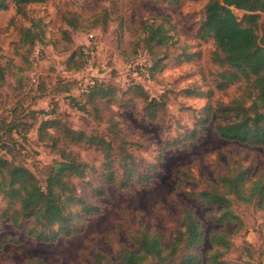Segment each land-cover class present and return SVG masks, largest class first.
<instances>
[{
	"label": "rangeland",
	"instance_id": "rangeland-1",
	"mask_svg": "<svg viewBox=\"0 0 264 264\" xmlns=\"http://www.w3.org/2000/svg\"><path fill=\"white\" fill-rule=\"evenodd\" d=\"M206 2L47 0L30 4L26 14L17 15L9 0V7L0 14V68L4 71L0 120H7L15 108L20 115L24 108L25 112L29 108L55 110L64 114L73 128L112 140L113 150L106 157L84 143L66 145L67 151L89 166L85 177L74 178L76 194L84 198L83 204L96 207L80 223L71 219L76 232L50 242L31 239L26 228H16L9 219L4 220L0 244L6 236L14 243H4L0 264L36 260L45 264H121L117 256L122 248L137 250L135 239L144 231L157 235L168 247L173 233L183 226V209L201 221L205 240L199 252L203 264L213 248L210 236L215 231L229 235L226 240L231 246L224 259L230 264H264V210L230 196L231 209L241 221L217 223L214 218L222 216L221 208L190 195L207 188L206 180L240 169V161L264 169V147L228 141L217 134L215 123H228L230 114L214 111L206 117L209 104L215 110L230 106L231 99L241 93L237 83L223 91L215 89L216 83L224 80L227 67L216 58L214 41L199 37ZM235 12L243 18L244 11ZM73 14L82 28L68 24ZM96 19L99 25L88 26ZM154 22L164 23L172 38L150 48L143 30ZM26 27L42 32V41L35 48L20 42V32ZM94 80L119 89L112 101L119 136L111 135L107 123L84 114L75 103ZM138 82L150 99L163 104L155 120L146 115L142 97L123 94ZM31 120V125L24 126L22 138L11 132L20 140L7 147L5 156L26 165L45 184L60 155L49 140L38 139V125ZM233 167L235 171H231ZM108 172L118 180L102 187ZM1 199L0 210L7 206ZM187 254L182 248L166 262L149 259L147 264H178Z\"/></svg>",
	"mask_w": 264,
	"mask_h": 264
},
{
	"label": "trees",
	"instance_id": "trees-1",
	"mask_svg": "<svg viewBox=\"0 0 264 264\" xmlns=\"http://www.w3.org/2000/svg\"><path fill=\"white\" fill-rule=\"evenodd\" d=\"M46 1L12 0L17 15L26 14L27 6L32 3ZM8 7L9 0H0V14ZM236 10L244 11L242 19H239ZM72 17L74 18H70L68 24L74 29L82 28L77 15L73 14ZM99 23L100 20L96 19L88 26H97ZM258 30H261V33ZM143 32L145 44L150 48L153 45L167 44L172 38L169 28L164 23L154 22L144 28ZM2 33L3 29L0 28V36ZM199 37L214 41L216 58L227 67V71L222 74L224 80L217 82L215 89L223 91L233 84L241 85V93L230 101L232 105L215 110L209 104L206 108V117H210L214 111L218 114H230L232 119L228 123L222 124L221 121L215 123L216 132L222 139L248 146L264 147V0H207L204 18L199 27ZM40 41L41 30H34L32 27L21 30L22 45L35 48ZM81 66L83 63L79 68ZM154 69L155 66L152 64L150 67L152 74ZM3 80L4 71L0 68V81ZM118 91L119 89L112 84L94 80L87 85L81 98L75 102L84 114L88 113L95 120L107 123L108 132L115 137L120 135V128L112 101ZM123 94L142 97L146 102L144 109L150 120H155L159 116L163 104L156 99H150L145 87L139 82L131 84ZM187 94L193 93L188 91ZM24 110L25 108L20 111L22 113L20 115L15 108L11 110L7 120H0V196L1 200L7 201V206L0 210V224L9 219L14 227L26 228L31 239L50 242L60 236H69L76 232L71 219L74 218L75 223H80L96 207L83 204L84 198L76 194L74 178L85 177L89 166L71 151H67L66 145L84 143L110 157L113 141L104 135H93L85 130L73 128L64 120L65 115L55 110L51 112L32 108L26 109V112ZM31 117L38 125V139L49 140L54 151L60 155V160L50 169L45 184H42L26 165L5 156L7 147L12 143L18 144L20 140L11 132L22 138L24 126L32 124ZM246 164L249 165L243 168ZM231 171H235V168L233 167ZM117 180L113 172H108L103 176L101 185L106 187ZM205 182L207 188H201L190 195L209 206L221 208L222 216L214 218L217 223L241 221L231 209L230 196L236 197L239 201L254 203L257 209L264 210V169H256L250 161H240V169L228 176L219 175L218 178ZM182 213L183 226L173 233L168 247L163 245L160 237L144 231L135 239L137 250L122 248L117 256L121 264H147L149 259L166 262L174 258L182 248L188 254L178 264H203L204 258L199 252L205 240L201 221L190 210L183 209ZM226 237L229 235L219 234L217 231L211 234L210 243L213 248L206 254V264H230L224 259L231 246ZM7 242L14 243L13 238L6 236L0 244V249ZM29 264L45 263L36 260Z\"/></svg>",
	"mask_w": 264,
	"mask_h": 264
},
{
	"label": "built area",
	"instance_id": "built-area-1",
	"mask_svg": "<svg viewBox=\"0 0 264 264\" xmlns=\"http://www.w3.org/2000/svg\"><path fill=\"white\" fill-rule=\"evenodd\" d=\"M85 52L88 53V55L92 53L91 51H88V50H85ZM143 70L146 71L145 68H143ZM33 81L36 82L37 80L34 79Z\"/></svg>",
	"mask_w": 264,
	"mask_h": 264
}]
</instances>
